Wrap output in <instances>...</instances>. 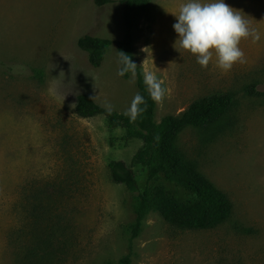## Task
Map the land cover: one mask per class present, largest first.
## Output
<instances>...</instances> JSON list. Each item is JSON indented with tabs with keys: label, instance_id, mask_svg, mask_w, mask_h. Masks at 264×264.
I'll return each mask as SVG.
<instances>
[{
	"label": "rangeland",
	"instance_id": "obj_1",
	"mask_svg": "<svg viewBox=\"0 0 264 264\" xmlns=\"http://www.w3.org/2000/svg\"><path fill=\"white\" fill-rule=\"evenodd\" d=\"M100 1L0 0V264H120L129 253L136 194L108 166L126 163L143 191V143L75 114L86 95L130 116L139 93L135 75L120 76L124 2ZM86 36L112 42L98 67L78 45ZM132 37L156 124L210 95L235 98L213 129L187 128L171 149L227 196L229 219L185 231L151 213L132 264H264V0H149Z\"/></svg>",
	"mask_w": 264,
	"mask_h": 264
},
{
	"label": "trees",
	"instance_id": "obj_2",
	"mask_svg": "<svg viewBox=\"0 0 264 264\" xmlns=\"http://www.w3.org/2000/svg\"><path fill=\"white\" fill-rule=\"evenodd\" d=\"M123 2L126 32L116 46L121 78L128 79L132 74L136 77L139 93L132 114L128 116L107 111L86 95L78 97L75 114L81 119L104 117L110 129L124 130L126 141L139 140L143 143V149L133 159V164L144 166L148 175L143 191H140L136 176L126 163L112 161L108 166L111 182L123 185L129 193L136 194L133 205L135 222L129 228V253L120 261V264H132L133 242L141 233L143 221L151 213L185 231L211 230L229 219L232 207L227 196L182 162L171 149L175 138L183 130L195 128L206 131L218 125L234 108L235 98L230 93L210 95L194 102L182 115L166 116L156 124V103L149 92L148 81L135 64L132 37L134 18L147 12L149 0ZM78 45L87 52L91 65L98 67L112 42L86 36L79 40ZM246 94L259 95L251 88L246 89ZM165 183L187 192L190 197L181 199L175 192L166 190Z\"/></svg>",
	"mask_w": 264,
	"mask_h": 264
}]
</instances>
